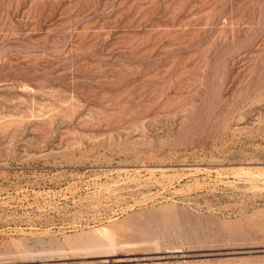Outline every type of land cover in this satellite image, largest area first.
<instances>
[{
	"label": "rangeland",
	"instance_id": "1",
	"mask_svg": "<svg viewBox=\"0 0 264 264\" xmlns=\"http://www.w3.org/2000/svg\"><path fill=\"white\" fill-rule=\"evenodd\" d=\"M0 264H264V0H0Z\"/></svg>",
	"mask_w": 264,
	"mask_h": 264
}]
</instances>
